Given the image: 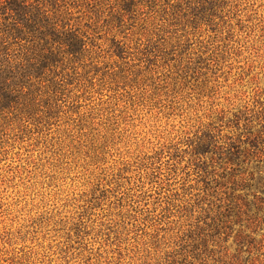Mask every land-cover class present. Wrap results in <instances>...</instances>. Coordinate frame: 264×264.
Returning <instances> with one entry per match:
<instances>
[{"label":"rangeland","instance_id":"rangeland-1","mask_svg":"<svg viewBox=\"0 0 264 264\" xmlns=\"http://www.w3.org/2000/svg\"><path fill=\"white\" fill-rule=\"evenodd\" d=\"M60 4L83 50L0 120V264L264 263L216 160L264 126V0Z\"/></svg>","mask_w":264,"mask_h":264},{"label":"trees","instance_id":"trees-1","mask_svg":"<svg viewBox=\"0 0 264 264\" xmlns=\"http://www.w3.org/2000/svg\"><path fill=\"white\" fill-rule=\"evenodd\" d=\"M60 1L0 0V120L11 110L26 113V108L33 103L32 94L36 87L42 90L51 82L61 81L58 74H54L55 67L63 60H74L75 55L82 52L83 43L76 30L68 27L70 12ZM51 73L53 76L50 77ZM260 146H264V126L254 132L248 131L242 143L229 140L217 148L220 153L216 160L230 170L232 190L235 187L251 190L252 201L247 202L242 196L234 199L238 216L254 209L248 218L250 226L257 223V215L264 208V183L260 172H249L244 177L236 172L240 164L259 159ZM234 178L237 182H233ZM255 232L256 225L250 228L252 235ZM251 234L238 235L240 245L261 249L264 234L258 241Z\"/></svg>","mask_w":264,"mask_h":264}]
</instances>
